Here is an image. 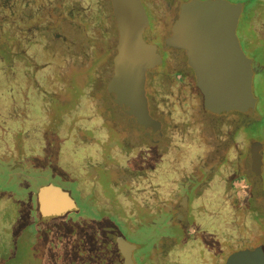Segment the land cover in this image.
<instances>
[{"label":"flooded vegetation","instance_id":"1","mask_svg":"<svg viewBox=\"0 0 264 264\" xmlns=\"http://www.w3.org/2000/svg\"><path fill=\"white\" fill-rule=\"evenodd\" d=\"M48 1L51 5L56 0H7L6 6L0 1V22L7 30L12 75H16L20 60L25 61L30 73L37 68L45 71L42 55L47 53L45 44L53 25L61 26L65 18L73 17L69 24L78 26L87 36L85 31L109 17L104 29L106 41H102L107 46L103 52L106 62L97 67L105 71V79L82 80L76 89L52 83V88L65 93L61 100L55 96L45 100L40 95L31 101L30 92L36 88L31 83H42L38 92L45 93L41 80L29 78L28 85L24 79H14L9 86V117L17 114L28 118L30 109L38 107L46 125L33 143L28 133L11 139L18 128H7V150L0 153V264H217L226 241L231 247L238 242L254 244L232 253L258 246L264 251V227L260 224L264 221V206L253 213L249 205L254 194L264 195V146L259 150L261 180L256 181L251 175L254 133L237 132L233 128L236 117L230 120L233 125H228L227 117L236 112L206 113L196 84L201 112L194 122V109L198 107L191 95L194 73L180 50L163 49L181 4L190 0H141L148 19L143 39L147 42L144 36L150 40L157 34L161 38L158 43L147 42L160 55L161 62L146 71L144 84L149 115L160 123L157 137L137 129L109 95L117 53V40L115 46L108 47L112 21L118 39L111 1L104 0L106 7L101 17L98 6L103 0H97L93 7L86 3L88 9L81 8L83 0H63L66 16L46 27ZM162 1L173 13L167 15L170 24L163 37L159 30L160 25L164 27L159 19ZM227 1L244 4L237 27L241 47L245 43L254 51L260 50L257 56L264 59V0ZM247 8L249 12L245 14ZM66 38L65 47L72 48ZM16 47L23 51L22 59L19 54L15 56ZM178 55L193 76L182 67L176 74L169 72L170 64L180 63ZM251 59L256 71L254 85L259 72ZM158 67L162 72L157 76L164 75V84L182 93L175 105L179 109L176 117L183 126L181 137H175L173 130L164 126L150 105L151 93L157 90L148 76ZM45 107L51 109L47 112L48 122ZM208 117H216L214 128L211 134L205 130L204 135L201 123ZM228 126V133L216 132ZM212 140L221 146L219 151L214 150ZM244 140H252L248 152ZM244 149V158H240ZM248 157L250 168L245 174L241 162ZM207 159L213 160V166L206 168ZM48 185L59 188L73 203L61 216L41 214L38 196ZM239 194H245L244 198ZM256 229L260 232L257 236Z\"/></svg>","mask_w":264,"mask_h":264},{"label":"water","instance_id":"2","mask_svg":"<svg viewBox=\"0 0 264 264\" xmlns=\"http://www.w3.org/2000/svg\"><path fill=\"white\" fill-rule=\"evenodd\" d=\"M118 32L117 53L109 95L121 105L130 121L142 133L160 135V123L150 117L145 96L146 71L161 62L154 47L143 39L148 19L141 0H110ZM243 3L227 0H190L181 4L163 49L181 51L194 73L208 114L240 112L255 119L253 61L243 51L237 27ZM260 142L252 143L251 175L261 180ZM43 216L57 217L72 208V201L59 188L48 185L39 193ZM224 264H264V251L258 246L229 255Z\"/></svg>","mask_w":264,"mask_h":264},{"label":"rangeland","instance_id":"3","mask_svg":"<svg viewBox=\"0 0 264 264\" xmlns=\"http://www.w3.org/2000/svg\"><path fill=\"white\" fill-rule=\"evenodd\" d=\"M62 2H64V1L63 0L62 1L56 0L54 3L49 5L50 1H48V4L46 5L47 21L44 24V26L48 27V25L54 24L57 20H60L62 17L66 16L65 15L66 12L64 11V9H66V5H65L66 3L63 4ZM86 3L89 4L88 7L89 6L93 7V6H95L94 4H98V1L97 0H83L82 5H81L82 9L87 8ZM100 3L101 4L98 6V10H99V13L102 15L101 17H103V10H105L106 1L104 3V0H103V1H100ZM162 4H163V1H162V3L159 2V5H161L159 8L161 10L159 13V19L161 20L162 24H164V27L160 25L159 30L162 32V37H163V36L167 35L168 28H169L168 24H170L169 23L170 20L167 18V15L173 14V13H172V8H170V6L166 7L165 4H163V5ZM56 7H58L59 9H57ZM56 9L58 11H55ZM246 12H249V8H247V10H245V14H246ZM74 17H75V15H74ZM106 19L108 20L109 17L102 19L103 21L99 22L97 24L98 26L94 27L93 29L90 28L88 31H85V33H87V36L83 32L80 31L78 26L75 27V26L69 24L70 20H73V17L70 19L65 18L64 23L61 26L56 25V27H55V25H53L54 28H53L52 34L49 36V38H47V41L45 44L48 48L47 53L42 55V56L44 57L45 63H46V59H45L46 56H51L53 58L52 60L47 62L45 64V66H47L48 64H51L53 66L55 65V66L53 67L54 70L51 68L52 69V70L50 69L51 72L49 74H47V78H46V80H44V83H43V84H45V86H51L52 83H56V84H61V85L65 84L66 88L76 89L77 86L80 85L82 80L85 82L88 80H93L95 78L100 79V80L105 79V71H101L99 69L97 70V67L102 65V63L106 62V54L105 53H106V47L107 46H106V43H102V41H106V30H104L106 27ZM167 19H168V21H167ZM0 21H1V19H0ZM0 24H1V22H0ZM113 28H115V27H114V24L112 21L110 23V30L112 33L109 31L110 45L108 47H113L116 44L117 33H116V31H114ZM103 32H104V35H103ZM65 36L67 37L66 39L71 43L70 45L74 47V49H73V47L72 48L71 47H65V44L63 43V41H64L63 38ZM85 36L89 39L85 38ZM144 38L147 40V42L151 41L153 43H158L159 40L161 41V38L158 36V34L156 35V37H152L150 40H148V38H150V37L146 38L144 36ZM55 41H56V43H55ZM6 46H7V44H6ZM100 46L103 48L102 50L99 49ZM242 47L245 49V53L248 55V57H250V56H251V58L253 57L255 60V63H257L256 69L258 70L259 75L257 76V79L255 80V83L253 85L254 86V95L257 98V102H258L256 105V110L258 113L261 114L263 112V114H264V71L262 69L264 67V59H262L261 56L260 57L257 56V54H259L261 52L260 50L254 51L253 49L246 47L245 43H242ZM90 50L92 51V54L90 53ZM104 51H105V53L103 54ZM18 54H19L20 59H22L23 51L21 52V50L18 47H16L15 48V56H17ZM111 54L113 55V51L111 52ZM43 57H42V59H43ZM178 59H180V63L170 64V66L168 67L169 72L176 74L180 67H182L185 71H188V69L186 68V65H185L186 63L184 62L185 61L184 58H182L181 55H178ZM20 62L23 65V61L20 60ZM33 64H35L36 68L39 66L38 63H33ZM159 67H158L157 71L151 72L148 76L150 78L149 79L150 82H151V79L153 80L152 87L155 86V90H157L154 94L151 93L152 96L149 99L150 105H151V107H153V109L155 111H157L156 113L159 116V118L162 120L164 126H166L167 128H171V130H173V132L175 133V137L176 136L181 137L182 136L181 131L183 130V126L180 124V122H181L180 119H178L176 117L177 110H179V109L175 105L178 102L177 99H179L182 96V93L180 94L179 88L175 89L173 92L172 90H170V88H168L167 84H164V82H165V81H163L164 75L157 76V73L162 72V71H159ZM33 69H34V67H33ZM45 70H46V68H45ZM13 71L14 70H12V72ZM39 71H40V73H43L44 68L42 70H39ZM188 72H190L191 76H193L191 70ZM13 83H15V81H14V78L11 77V83L9 86L13 85ZM190 84H191V88L193 89V93H191V95L194 96V99H192V101H196L197 102L196 105L198 106L194 109V110H196L197 116H196V118L193 119L194 122H197L198 112H201V106H200L201 99H200V96L197 95V89L195 87V82H194L193 77L191 78ZM54 88H51L46 92H48L49 96H55V97H57L58 100H61L63 98V97H61V95H65V93H63L61 91H57V89L56 88L54 89ZM196 96H198V98H196ZM29 99L30 100L34 99L33 95H31V92L29 95ZM46 100H51V98H46ZM16 101H17V99H16ZM20 102H21V106H22V100H20ZM11 110H12V108H11ZM150 111H151V115H153V117H157L156 115L152 114V110H150ZM234 117H236L237 120H236L235 124L233 125V123L230 120L233 119ZM9 118H10L9 124L13 127L19 119H21V120L23 119L22 116H18L17 114L14 115L13 117L11 116ZM215 118L216 117H213V118L208 117V118L203 119L204 123H201V126H203V128H204V131L202 132L204 135H205L206 131L210 134L212 133L211 129L214 128L213 124H214ZM227 118L229 119L228 125H233V128H235V130L237 132H240L243 135L254 133V140L253 141L254 142H260L262 144V146H264V117L262 118L260 116V118L257 120L254 117L250 118L243 113L236 112L235 115H229ZM222 120H224V119H222ZM46 130H49V127H47ZM189 131H188V133H189ZM229 131H230L229 126H228L227 130H225V128L224 129L218 128L216 130V132L222 133L223 135L226 132L228 133ZM184 133H185V131H184ZM16 135L17 134L15 132L12 133V135L10 136L11 139H12V136H14V139H15ZM212 141H213L212 144H213L214 150L219 151L221 148V146L219 147V143L215 142L214 140H212ZM251 141L252 140H246V141L244 140V148L246 149L247 152H248V149L251 147V145H250ZM6 145H7V143H6ZM245 149L242 151V153H240V156H239L240 158H244L243 156L245 154ZM248 156H249V153H248ZM245 160L246 161L241 162L243 165L242 170L245 174H248L249 168H250V157L246 158ZM212 161H211V159H207L206 162L204 161L205 163H207L206 168L213 166L214 163H212ZM202 163L203 162L198 163V165L202 164ZM244 196H245V194H239V198H241V199H243ZM254 197H255L254 200H252L249 205L251 206L253 213H257L264 206V195L263 194H254ZM247 204H248V202L246 203V205ZM260 224L262 227H264V221L263 220L261 221ZM259 233L260 232L257 229L254 231V234L256 236ZM225 238L226 237L224 235V239ZM223 243L224 244L222 247V254H221V257L219 258L217 264L223 263V261L226 260L227 256L229 254H231L234 250H237L240 248H249V247H253V245H254V244H250L249 242H244V243L238 242V243L234 244V246L231 247L230 244L228 243V241L223 242Z\"/></svg>","mask_w":264,"mask_h":264},{"label":"trees","instance_id":"4","mask_svg":"<svg viewBox=\"0 0 264 264\" xmlns=\"http://www.w3.org/2000/svg\"><path fill=\"white\" fill-rule=\"evenodd\" d=\"M3 1V5L6 6L7 0H0ZM80 2V0H79ZM5 26V25H4ZM7 30L3 28L0 24V153H3L7 150L6 143L9 142V136L10 132L7 130L11 125L9 124L10 118V107H9V100H10V93H9V81L11 80V77L14 79H24L27 81V84L29 85L28 81L36 80L38 81H44L47 78V74H49L52 68L54 70V66L51 64H48L45 68L46 70L43 73H40V69L36 70L34 73H30V69L26 67L24 64L22 65L20 62V66L15 72V76L12 75V65H11V58L9 56L8 47L6 46L8 39H7ZM7 40V41H6ZM8 45V44H7ZM46 63L52 60L53 58L51 56H46ZM25 62V61H23ZM51 69V70H52ZM48 71V72H47ZM257 79V78H256ZM48 80V79H47ZM44 83V82H43ZM33 87H36L33 91H31V95H33L34 99L39 98V96L42 98L44 97L45 100L48 95L49 89H51V86H45V93L42 94V92H38L39 88L42 86V83H31ZM38 96V97H37ZM20 99L18 98V101ZM33 101V100H31ZM46 111V117L48 122V115L47 112L50 111V109L45 107ZM42 111L40 108H31L29 112L28 118H23L22 120L19 119L15 123V127L18 128L16 131H14L20 138H23L27 133L29 134L31 142L36 141V137L40 130L45 127L44 116L41 114ZM262 118L264 117L263 112L260 114L258 113ZM48 125V124H47ZM263 131V130H262Z\"/></svg>","mask_w":264,"mask_h":264}]
</instances>
